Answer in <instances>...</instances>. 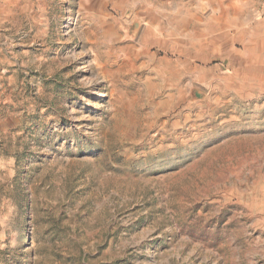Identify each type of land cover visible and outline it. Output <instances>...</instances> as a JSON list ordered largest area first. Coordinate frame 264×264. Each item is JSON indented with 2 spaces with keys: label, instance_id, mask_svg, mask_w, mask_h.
<instances>
[{
  "label": "rangeland",
  "instance_id": "rangeland-1",
  "mask_svg": "<svg viewBox=\"0 0 264 264\" xmlns=\"http://www.w3.org/2000/svg\"><path fill=\"white\" fill-rule=\"evenodd\" d=\"M0 264H264V0H0Z\"/></svg>",
  "mask_w": 264,
  "mask_h": 264
}]
</instances>
